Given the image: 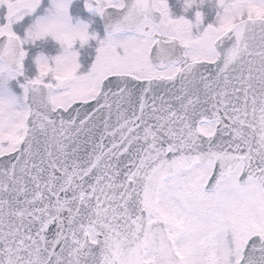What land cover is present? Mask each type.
I'll list each match as a JSON object with an SVG mask.
<instances>
[{
    "label": "snow or ice",
    "instance_id": "snow-or-ice-1",
    "mask_svg": "<svg viewBox=\"0 0 264 264\" xmlns=\"http://www.w3.org/2000/svg\"><path fill=\"white\" fill-rule=\"evenodd\" d=\"M0 264H264V0H0Z\"/></svg>",
    "mask_w": 264,
    "mask_h": 264
}]
</instances>
